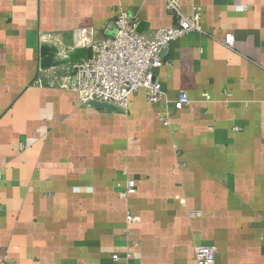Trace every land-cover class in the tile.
<instances>
[{
  "label": "crops",
  "instance_id": "0c3cea01",
  "mask_svg": "<svg viewBox=\"0 0 264 264\" xmlns=\"http://www.w3.org/2000/svg\"><path fill=\"white\" fill-rule=\"evenodd\" d=\"M180 3L202 32L172 42L154 77L191 103L140 90L116 113L32 85L38 36L101 38L120 10L144 32L170 26L164 0H0V264H194L202 243L213 264H264V0Z\"/></svg>",
  "mask_w": 264,
  "mask_h": 264
},
{
  "label": "built area",
  "instance_id": "2783aa9c",
  "mask_svg": "<svg viewBox=\"0 0 264 264\" xmlns=\"http://www.w3.org/2000/svg\"><path fill=\"white\" fill-rule=\"evenodd\" d=\"M164 1L173 23L148 32L140 29L136 16L120 10L111 21L108 33L101 38H94L92 30L86 27L77 32L72 44H66L52 34H39V49L43 45L54 48L52 65L42 67L39 55L31 84L70 90L77 94L82 104L93 108L92 101L109 104L114 108L95 109L116 113H126L131 95L140 90L148 103L164 102L166 108L171 105L175 110L187 107L191 100L183 90L170 103L166 100L165 91L154 77V69L162 65V54L172 42L190 32H202L201 10L195 6L191 14L186 15L181 10L180 0ZM230 39L229 34L225 35L226 44L231 43ZM80 47L89 49V55L72 60L70 54ZM168 117L169 112L166 111L165 123ZM135 190V180L127 179L123 193L128 195ZM125 218L127 223L137 221L129 213ZM216 251L212 244L195 245L194 264H213ZM111 260L110 264H127L118 253H113Z\"/></svg>",
  "mask_w": 264,
  "mask_h": 264
},
{
  "label": "water",
  "instance_id": "95a60500",
  "mask_svg": "<svg viewBox=\"0 0 264 264\" xmlns=\"http://www.w3.org/2000/svg\"><path fill=\"white\" fill-rule=\"evenodd\" d=\"M54 48L53 47H49L47 45H43L40 47L39 49V55L41 56V65L42 67H48L50 65H52V52H53ZM91 104L95 107V108H111L113 109L114 107L109 105V104H105V103H100V102H96V101H92Z\"/></svg>",
  "mask_w": 264,
  "mask_h": 264
}]
</instances>
